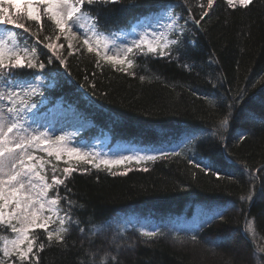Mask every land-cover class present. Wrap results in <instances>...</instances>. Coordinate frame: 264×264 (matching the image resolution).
Listing matches in <instances>:
<instances>
[{"label":"trees","instance_id":"trees-1","mask_svg":"<svg viewBox=\"0 0 264 264\" xmlns=\"http://www.w3.org/2000/svg\"><path fill=\"white\" fill-rule=\"evenodd\" d=\"M12 3L19 7L3 4L5 15L19 13L29 32L14 31L22 34V41L27 38L29 47L38 48L37 64L45 67L20 68L7 80L0 77V86L24 89L11 108L27 111L36 121L50 115L80 122L81 127L61 134L77 146L86 144L91 153L133 146L126 157H155L108 167L96 161L86 164L63 151L57 159L56 143L30 148L40 158L36 170L47 184L53 176L64 180V185H52L48 196L58 193L64 198L58 215L71 223L65 225L69 231L63 243L49 242L46 230L30 233L38 241L24 264H100L102 258L113 264V255L116 264H264V0H252L246 7L214 0L212 8L207 0L92 5L85 0L83 10L91 18L84 19L89 29L97 25L90 31L94 51L89 53L84 45L63 48L59 57L64 64L44 47L45 38L55 39L59 31L42 7L37 23L27 19L25 0ZM205 11L208 15L201 19ZM161 14L175 17L176 27L166 39L152 43L155 53L144 43L129 46L133 52L125 55L126 49L120 55L123 64L96 56V32L102 53L105 37L127 36ZM12 27L0 26V38ZM229 112L233 118L221 128ZM52 136L57 139L59 133ZM65 168L75 171L65 174ZM189 205L202 215L193 229H179ZM133 213L166 215L157 228H162L161 221L175 228L171 234L156 231V237L148 238L142 233L154 227L152 220L128 226L123 218ZM249 221L254 233L247 232ZM54 223L48 230L59 227L57 215ZM9 224L0 225L5 239L16 235ZM107 228L119 231L116 241L124 245L119 253L108 245L109 236L103 233ZM168 236L185 243L177 246ZM3 243L0 239V248ZM185 246L205 249L203 260H198L197 250ZM7 259L21 264L15 257Z\"/></svg>","mask_w":264,"mask_h":264},{"label":"snow or ice","instance_id":"snow-or-ice-1","mask_svg":"<svg viewBox=\"0 0 264 264\" xmlns=\"http://www.w3.org/2000/svg\"><path fill=\"white\" fill-rule=\"evenodd\" d=\"M118 0H87L88 5L95 3L103 4H114ZM214 0H207V7L212 8ZM238 2L241 6H247L252 2V0H226V3L233 7L235 3ZM9 3L12 7H19L15 3H12V0H0V26L11 25L12 28H6V36L0 38V77L7 80L9 77L17 75L14 70L20 68L33 69L39 67L44 69L45 64H37L38 58V48L33 45L28 46L27 38L24 37L23 41L21 40V33H17L14 29H23V32H29V27L25 23L20 22L18 19L12 18L10 15H5L6 9L3 7V4ZM85 0H25L24 7L27 10V19L30 21H36L40 23L41 15L40 9L42 7L43 14H46L56 25V28L59 29L61 33L69 32L72 33V38H76L75 32H73V26L78 25L81 19L87 17L91 18L89 13H86L83 10V5ZM208 15L205 11L201 16L203 19L204 16ZM71 22V23H70ZM199 23V21H196ZM96 23L92 24L90 31L96 30ZM171 27V25H169ZM96 56L101 57V38L99 33L96 32ZM67 38V37H66ZM45 39H48L47 37ZM59 39V36H57ZM39 41H37V44ZM172 44H176L177 40L171 41ZM83 45L87 48L89 53L94 51L93 38L88 36L86 33L83 38ZM44 47L49 50H53L56 45L54 43H46ZM63 47V45H60ZM72 47L71 40H69V48ZM103 47L107 49V44H104ZM137 48H140V44H136ZM167 47V44L163 45L160 50V55H164L163 48ZM157 51V46H154L152 43L148 44V52L155 53ZM133 48H127L125 55L127 53H132ZM23 53V56L21 55ZM55 55V52L53 53ZM61 64H64V59L62 57H57ZM103 59L113 63V64H123L125 61L123 59H118L115 55H104ZM52 61L49 60V63ZM128 67H131L132 62L127 61ZM123 70V69H122ZM141 80L144 77L140 78ZM19 86V85H18ZM2 98V97H0ZM11 100V96H9ZM22 103H26L21 101ZM15 103V101H13ZM8 113H14L16 110L14 108H8ZM231 112L225 116L221 121V128H226L228 126L229 120L232 119ZM19 119L18 113L13 115L11 118L0 115V225L4 224L5 215L3 209L9 205L14 204L15 207L12 211V217L20 225L17 228L15 225L9 224L8 227H11L12 231L16 233L15 238L5 239L0 236V239L4 240L3 247L0 248V252L3 253V258H0V264H16V260L9 261L7 258L15 257L18 259L21 264H24L25 261H29V254L32 253L34 239H30L28 232L29 229L39 228L46 230L47 239L51 242L53 239L57 243H63L65 241V234L68 233L69 228L66 227V224L71 223L70 219L65 220L63 217L58 215V205L63 197H60L59 194L54 198H48L47 193L51 189L52 185L59 187L64 185V180L58 179L53 176L52 185L43 182V177L39 176V172L36 171L35 164L26 163V161H33L35 157L30 154L28 149L34 144L38 143H47L48 141L42 140L41 136L30 134L26 135L27 130L23 129V126L17 122ZM15 133V134H14ZM216 133L214 132L213 135ZM240 139H244L241 135ZM64 137H58L56 141L57 147L55 151L57 152V159H59V152H66L69 157L75 156L80 160L89 162L90 154L84 153L81 154L80 149L78 148H67L66 145L62 144ZM52 151L48 152V155L51 156ZM167 155V153H166ZM178 155V153H177ZM95 159V157H91ZM136 159L137 161L142 159L154 160L155 157H121L116 161L102 160L101 163L111 167L112 163L119 164L125 160L131 161ZM99 167V164L95 165ZM200 167L202 171L205 170V167L199 164L195 165ZM147 169H145L146 171ZM75 171V169L65 168V174ZM207 171L211 172V169L208 168ZM215 174V173H213ZM37 180L40 181V184H37ZM40 188L38 194L34 195L35 189ZM70 191V189H65ZM249 200L253 199L251 192L248 197ZM242 199H244L242 197ZM56 214L59 221V227L54 230H48V226L53 222L52 215H45L44 212ZM67 215V213H65ZM253 223L249 221L247 225V232L254 233ZM148 238H154L158 235L156 232H147L142 233ZM193 240L196 239L195 235L192 237ZM26 243V248H21L22 244ZM45 245L43 243L39 244V249L43 250ZM32 259H36L35 256ZM113 264H116L117 256L113 255L111 257ZM100 264H105L104 259L102 258ZM230 264V262H228Z\"/></svg>","mask_w":264,"mask_h":264},{"label":"rangeland","instance_id":"rangeland-1","mask_svg":"<svg viewBox=\"0 0 264 264\" xmlns=\"http://www.w3.org/2000/svg\"><path fill=\"white\" fill-rule=\"evenodd\" d=\"M11 17L21 21V16H19L18 12H13L11 14ZM169 25H171V27H169ZM174 27H176L175 17L169 16L168 14H161V15L154 16L150 20L146 21L144 24H139L138 26H136L135 29L131 32V34L127 36H120L116 38L105 37L102 42L101 56L103 58L104 55H115L119 59L120 55L131 45H136V44L141 45L144 43L149 44V43H154L158 41L159 39H162V40L166 39L167 35L174 29ZM57 30L59 31V29ZM73 32H75L76 34L75 39L72 38V33H69V32L61 33L60 31L57 35L59 36V39H57V37L52 40L46 39L45 40L47 41L46 43H54L56 45V47L53 50H49V49L48 50L52 54L55 52V55L54 54L53 55L55 57H58L60 56L63 48H66V49L69 48V40H71V44H72V47L69 48L70 50H73L74 48H77L79 46L81 47L83 45L84 34L86 33L88 36H90V29H89L87 21L84 18L81 19L78 25L73 26ZM104 44H107V49L103 47ZM60 45H63V47H60ZM23 91L24 89L18 85H13V86H8V87L0 86V97H2L0 98V115H4V116L11 118L13 115H16V113H18L19 119L17 120V122L23 126V129L27 130V132L23 134H26V135L35 134V135L41 136L42 140L48 141L47 143L41 142L38 144H34L32 147H48L52 145L53 143H56L57 141V139H54L52 136L54 133L56 132L59 133L58 137H64L62 136L64 133L72 132L75 130V128L81 127V123L75 121L74 119H72L70 122H66L62 119H59L56 116H50V115H45L39 121H36L33 119L34 117L30 113L22 109H17L16 112L11 113V114L8 113L7 109L11 107L10 105L13 103V101H18V98L24 95ZM9 96H11V100L9 99ZM88 126L89 125H85L82 127L86 128ZM61 132L63 134H61ZM62 144L66 145V147L69 149L71 148L80 149L81 154H84V153L90 154L89 162H86V164L94 163L95 161L101 162L102 160H108L110 162L116 161L120 159L121 157H126L130 153V149L133 148V146H130V147L119 146V148L113 147V148H110L109 150H102V151L92 150L94 152L91 153L90 152L91 149L86 144H84L83 146H80V145L77 146L76 143L68 141V139H66L65 137H64V140L62 141ZM30 148L28 149L29 152H30ZM30 154L35 157V160L26 161V163L35 164L36 168H38L40 166V158L32 152H30ZM91 157H95V159H91ZM39 176L42 177L40 173H39ZM36 182L38 185L40 184L39 180H37ZM43 182L46 183L44 178H43ZM39 191H40V188L37 187V189H35L33 194L36 195L39 193ZM47 197L51 198L48 196V193H47ZM14 207H15L14 204H9L3 209L4 215H5L4 222L12 223L17 228H19L20 225L16 222V220L11 215ZM198 210L199 208H195V206L193 205H189L188 207H185L183 215H182L183 217L180 218V221H179L181 223V225L179 226V229L181 228L193 229L197 224V220L199 219V216L202 215V213H199ZM44 214L52 215L53 222L49 224L48 229H53V227L56 226L54 223L56 214L49 213L47 212V210H45ZM129 215L131 216L123 218L125 223L128 224V226L129 224H135L137 226L138 225L141 226L144 224L142 223L143 219H151L153 222L152 225L154 227H150L148 229L149 232L157 231V232L165 233L168 235V234H171L173 231L171 228L173 227L175 228V225H173L172 227L169 221H161L160 224L162 225V228H157V225H156L157 221L167 219L168 217L166 215L160 216L159 214H157V215L148 216V215H145L144 213L143 214L133 213ZM175 218H178V217H175ZM42 230L45 231L44 229H39V228L29 229L28 235L30 239H34V244L38 240L34 236L31 238L30 233L34 232V233H37L38 235V232L36 231H42ZM112 231H116V232L114 233ZM117 232L119 231L113 230V228H107L103 233L104 235L107 234L109 236L110 240L107 241L108 245L109 246L114 245L115 248L113 246V250H115L116 253H119L118 251L123 249L124 245L117 243L116 238H115L116 236H118ZM168 239L173 240L172 243L176 244L177 246H182L183 243H185L183 241H180L178 238L172 239L170 238V236H168ZM211 244H215V242L212 241ZM185 247L197 250L198 260H203L202 256L206 254V251L204 252L205 249L202 250L199 247L196 248V247H190V246H185ZM21 248H26V243L22 244ZM126 248H129V247L126 246ZM131 251H132V248L129 249V252Z\"/></svg>","mask_w":264,"mask_h":264}]
</instances>
